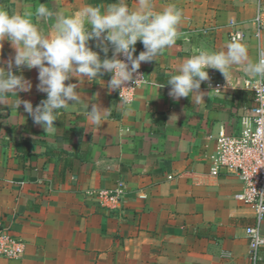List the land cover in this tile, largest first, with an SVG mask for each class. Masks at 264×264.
I'll return each mask as SVG.
<instances>
[{
	"label": "crops",
	"instance_id": "0c3cea01",
	"mask_svg": "<svg viewBox=\"0 0 264 264\" xmlns=\"http://www.w3.org/2000/svg\"><path fill=\"white\" fill-rule=\"evenodd\" d=\"M112 2L0 0L10 12H34L40 3L66 13L85 4L103 11ZM171 2L183 12L181 37L156 61L141 62L146 81L132 101L123 103L107 87L110 73L96 82L85 77L77 88L83 100L58 110L53 134L35 124L22 104L15 108L14 94L0 97V226L24 243L21 257L0 258V264H248L244 228L254 211L234 198L242 182L234 173H209L218 132L237 133L252 117L253 96L242 87L247 61L232 65L226 78L207 69L199 104L192 96L174 100L166 82L200 49L226 51L237 42L256 61L255 0H153L156 10ZM127 3L136 7V0ZM230 19L242 40L230 39ZM37 23L49 32L50 22ZM2 43L0 59L7 60L14 49ZM89 46L100 52L95 41ZM135 48L134 54L144 50L139 41ZM20 71L33 86L18 98L35 108L46 98L36 88L37 69ZM210 77L222 84L219 91L207 86ZM155 82L164 86L156 91ZM93 103L107 109L100 125L87 115ZM118 181L125 185L118 208L89 194ZM258 264H264V247Z\"/></svg>",
	"mask_w": 264,
	"mask_h": 264
},
{
	"label": "clouds",
	"instance_id": "9594fccd",
	"mask_svg": "<svg viewBox=\"0 0 264 264\" xmlns=\"http://www.w3.org/2000/svg\"><path fill=\"white\" fill-rule=\"evenodd\" d=\"M182 16V9L175 2L156 10L153 0H136L134 8L129 7L127 0H115L103 11L93 4H85L72 13L51 10L45 3H40L34 12L31 8L10 12L0 4V51L3 41H9L14 49L13 56L0 59V97L14 94L16 109L22 104L35 124L43 127L46 133L55 134L58 110L68 109L83 100L77 88L85 77L96 82L104 73H110L107 87L113 90H120L125 82L133 81L134 74L135 82L141 80L142 76L137 73L141 62L156 61L181 37ZM37 21L50 22L47 34L41 31ZM89 41L96 42V47L104 54L103 59L100 52L89 46ZM137 41L142 43L144 50L134 56ZM109 46L111 57L108 56ZM245 61L244 71L250 84L254 81L264 88V57L252 61L244 45L232 42L226 51L200 49L186 58L175 73L169 75L166 82L170 85L169 95L174 100L192 96L199 104L204 95L199 91L200 85L209 79L207 69H217L226 78L232 65ZM22 67L37 69L36 88L46 94L35 108L30 101H22L17 95L30 92L33 86L20 71ZM73 79L76 83H65ZM163 86L158 82L154 84L156 91ZM88 107L89 104V120L100 125L107 109L94 103L91 110ZM260 207L264 208V200ZM254 231L258 232L249 229L250 233Z\"/></svg>",
	"mask_w": 264,
	"mask_h": 264
},
{
	"label": "built area",
	"instance_id": "2783aa9c",
	"mask_svg": "<svg viewBox=\"0 0 264 264\" xmlns=\"http://www.w3.org/2000/svg\"><path fill=\"white\" fill-rule=\"evenodd\" d=\"M231 28L229 37L232 41L243 39V32L234 19H230ZM253 37L257 43L258 58L264 57L261 46L264 32V0H255V13L252 19ZM138 55V54H134ZM124 59L123 57H118ZM137 73L141 80L125 82L120 90H114L116 96L123 102L132 101L135 91L146 81V75L141 65ZM209 88L219 91L220 82H214L210 77ZM242 87L252 93V117L237 133H227L220 130L215 136L214 152L210 156L211 167L209 173L218 175L220 172L234 173L242 182V190L234 198L239 203L250 206L254 211L253 222L245 226L247 238V262L258 264L260 251L264 247V236L261 233V224L264 220V208L260 207L264 200V88L258 87L250 78H245ZM89 194L97 197L102 204L115 209L120 207L125 197V185L118 181L112 189H92ZM257 231L249 232V229ZM24 243L16 238L8 226H0V258L17 259L22 256Z\"/></svg>",
	"mask_w": 264,
	"mask_h": 264
}]
</instances>
